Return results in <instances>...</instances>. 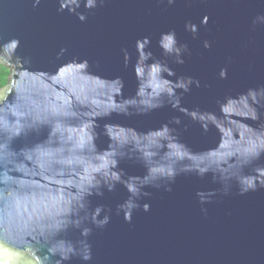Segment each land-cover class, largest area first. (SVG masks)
Segmentation results:
<instances>
[{
  "label": "water",
  "instance_id": "water-1",
  "mask_svg": "<svg viewBox=\"0 0 264 264\" xmlns=\"http://www.w3.org/2000/svg\"><path fill=\"white\" fill-rule=\"evenodd\" d=\"M0 264H264V0H0Z\"/></svg>",
  "mask_w": 264,
  "mask_h": 264
},
{
  "label": "trees",
  "instance_id": "trees-1",
  "mask_svg": "<svg viewBox=\"0 0 264 264\" xmlns=\"http://www.w3.org/2000/svg\"><path fill=\"white\" fill-rule=\"evenodd\" d=\"M11 74V69L9 66L0 63V89L6 86Z\"/></svg>",
  "mask_w": 264,
  "mask_h": 264
}]
</instances>
